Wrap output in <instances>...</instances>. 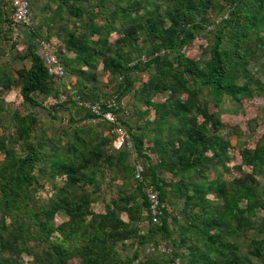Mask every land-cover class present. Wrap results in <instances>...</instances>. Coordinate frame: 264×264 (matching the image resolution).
Listing matches in <instances>:
<instances>
[{"label":"trees","instance_id":"1","mask_svg":"<svg viewBox=\"0 0 264 264\" xmlns=\"http://www.w3.org/2000/svg\"><path fill=\"white\" fill-rule=\"evenodd\" d=\"M27 1L30 20L34 3ZM52 2L55 9L43 20L46 37L30 21L18 25L21 51L12 36V8L9 16L0 8V24L7 25L0 38L10 43L11 60L29 64L0 66V93L18 89L32 109L66 93L47 113L65 117L72 129L62 142L41 135L34 112H13L6 121L0 98V264H264V131L253 148L242 143L238 176L207 178L218 167L228 172L231 158L222 134L227 126L208 104L219 108L227 98L239 107L255 96L264 101V0ZM62 13L67 19L56 31L55 55L63 78H76L66 89L59 86L63 78L56 82L49 75L39 48ZM210 28L208 58H188L184 50ZM98 66L114 85L117 124L94 122L79 105L107 100L95 89ZM166 93L162 102L153 100ZM130 94L146 117L135 133L120 105ZM118 127L130 149L113 146ZM137 166L141 180L135 179ZM107 174L111 185L120 184L96 213L92 205ZM146 187L157 194L158 223L148 210ZM39 189L52 194L42 198ZM159 240L169 251L157 250Z\"/></svg>","mask_w":264,"mask_h":264},{"label":"rangeland","instance_id":"2","mask_svg":"<svg viewBox=\"0 0 264 264\" xmlns=\"http://www.w3.org/2000/svg\"><path fill=\"white\" fill-rule=\"evenodd\" d=\"M30 3H34L33 8H31L30 12V26H32L35 30H37L41 36V38L46 37V34L49 33L47 26L43 23L44 18L51 16L53 10L55 9V4L52 0H29ZM4 6V11L9 16L11 5L9 0H0V8ZM46 6V8H45ZM61 19H57L55 25L52 30V34L49 36L48 41L50 42L56 50V47L59 45L58 39L56 38V31H58L59 27L64 24L67 19V14L62 13L60 15ZM73 26V24H70ZM75 26H78V22ZM13 34L12 36L17 38L18 41L16 43V49L18 51L23 50V27H12ZM7 29L6 24H0V31H5ZM211 28L208 29L207 35L203 37V39L196 38L192 45L184 50V54L191 59L194 60H206L208 58V54L206 53L209 42L211 38ZM115 37H113L114 39ZM10 43L4 42L3 39L0 38V66L5 65L6 63H10V66L13 68H19L24 66L25 68L29 66L27 61L24 62H14L11 60L12 51H9ZM71 56V54H69ZM144 59V58H142ZM146 76H140V79L137 81L136 86H139L141 80H145ZM76 84V78L71 75H67L60 81V88L66 89L68 87L73 88ZM95 89L100 96L101 100L113 98L115 99L114 93V85L110 81V78L107 73H104L101 69V66L97 68V83L95 85ZM167 97V93L161 96H156L153 100L156 102H162ZM0 98L4 100V106L2 108V115L6 121L10 120L11 114L13 112H19L20 114H27L28 112H34L39 119V123L37 125V129L42 131L41 135L46 137H60V141H64L71 136L72 129L68 126L65 117L51 119L47 113L49 107L53 104L50 98L42 101V108L32 109L26 104L22 103V100L19 96L18 89H13L10 92L0 93ZM121 107L124 108V113L126 114V121L131 125L132 133L134 132L135 126L139 128L140 125H143L146 117H141L142 111L144 107L138 104L130 94L129 96L122 99L120 103ZM264 105V101L261 98H257V96L253 98H246L242 100L239 107L236 106L235 101L225 99L224 103L219 108H214L211 103L208 104V109L212 111H216L220 114L221 122L226 124L227 128L222 130V134L230 141L231 149L229 150L231 158L230 161L226 164L229 171H223L221 168H217V170H212L208 173V179H214L215 177H219L222 180L228 181L233 177L238 176L239 165L241 164V157L239 155V150L242 146V143L245 142L249 148H253L256 142L260 139L262 132L264 131V113L262 112ZM256 119L255 123L251 122V120ZM93 124V123H92ZM95 125V124H94ZM100 129V127H97ZM127 129V128H125ZM12 130V128H10ZM136 130V129H135ZM5 132L0 127V133ZM106 136H110L106 131H104ZM58 144H61V142ZM244 171H248V168H243ZM112 174H107L105 181L102 185L101 195L99 200L92 205V210L96 213L103 212V205L107 202L110 196L115 195L116 186L120 184V180H115L113 185L109 183ZM62 177L56 178V183H60ZM39 182L43 184L44 189H50L51 183L45 180V178H39ZM261 184L264 183L263 180L260 179ZM52 194V191L45 192L44 190H38V196L42 198H47ZM243 205V203H241ZM169 209V208H168ZM259 217L262 216V213L258 214ZM126 218L125 215L122 216ZM63 219L57 217L56 221L61 222ZM148 227V224L145 221L140 223V229L145 231ZM167 243L163 240H159L158 245L156 246L157 250L165 249L169 251V248L166 246ZM151 247V246H150ZM149 247V248H150ZM152 248V247H151ZM168 248V249H167ZM161 252V251H160ZM181 264L180 260L178 259ZM74 264V261H71Z\"/></svg>","mask_w":264,"mask_h":264},{"label":"built area","instance_id":"3","mask_svg":"<svg viewBox=\"0 0 264 264\" xmlns=\"http://www.w3.org/2000/svg\"><path fill=\"white\" fill-rule=\"evenodd\" d=\"M12 8V26L28 25L29 24V2L27 0H11ZM40 54L44 59L49 75L52 76L53 80L58 82L64 77V70L61 62L55 55V48L50 42H40ZM67 97V94H60L58 98L51 99L53 104L63 102ZM79 105L88 108L91 114L94 116V122H108L110 124H117V116L115 111L118 109V104L115 99L110 98L106 100L102 105L99 103L90 104L85 102H79ZM104 107V108H103ZM115 140L113 146L116 149L131 148V142L124 129L118 127L114 131ZM141 166L136 167L135 179L141 180ZM145 196L148 202V210L152 216L154 223L159 222L161 215L159 200L156 192L151 187L144 189ZM153 250V249H152ZM162 253L166 252L165 249L160 250ZM170 264H180L178 259L173 260Z\"/></svg>","mask_w":264,"mask_h":264}]
</instances>
